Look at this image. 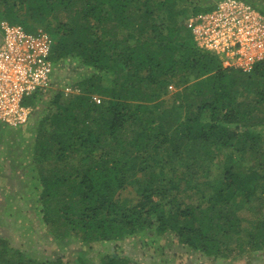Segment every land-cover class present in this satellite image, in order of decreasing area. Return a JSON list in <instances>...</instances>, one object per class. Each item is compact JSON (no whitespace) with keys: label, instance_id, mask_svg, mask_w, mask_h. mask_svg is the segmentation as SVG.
I'll list each match as a JSON object with an SVG mask.
<instances>
[{"label":"trees","instance_id":"trees-1","mask_svg":"<svg viewBox=\"0 0 264 264\" xmlns=\"http://www.w3.org/2000/svg\"><path fill=\"white\" fill-rule=\"evenodd\" d=\"M215 6L0 0V25L41 29L53 66L70 59L85 69L68 83L77 95L23 100L39 117L30 159L40 222L56 247H75L74 264H94L87 253L96 244L145 231L214 260L264 250V64L225 68L197 46L186 21ZM172 85L181 90L171 109L158 110ZM212 147L231 159L214 179ZM126 189L132 198H121ZM100 260L137 264L117 253ZM0 264L64 263L37 261L0 238Z\"/></svg>","mask_w":264,"mask_h":264},{"label":"rangeland","instance_id":"rangeland-1","mask_svg":"<svg viewBox=\"0 0 264 264\" xmlns=\"http://www.w3.org/2000/svg\"><path fill=\"white\" fill-rule=\"evenodd\" d=\"M219 1L188 0V4L197 3L198 7H205L210 4L216 5ZM249 1L254 8L259 7V10H264V0ZM1 35L0 28V38ZM84 71L85 69L78 67L77 60L68 59L62 61L60 65H54L50 90L58 89L61 92L62 87L69 85V82L78 80L80 75L85 73ZM70 86L74 89L77 88L74 85ZM179 90H181L180 87L170 86L165 97L159 99V102L163 101L162 107L158 110L171 109L170 98L174 97L176 100L175 94ZM43 94H48V92L41 95ZM31 117H33L31 122L27 123L28 125H23L21 129L0 127V238L7 239L13 248L21 249L37 261H55L60 258L64 264H74L77 256L75 247L70 246L66 249L56 247L46 235L45 228L40 222L37 207L38 198L34 190L36 171L31 166L30 159V142L36 132L35 121L39 117L35 114ZM232 127L236 129L237 126ZM262 141H264V135ZM261 144L264 145V142ZM211 151L213 153L211 177L214 179L219 176L223 164L226 166L231 159L228 157L230 152L225 149L212 147ZM249 157L247 156V159H250V163H252L253 159ZM133 194L131 189H126L121 193V198H132ZM246 209L242 212L243 217L248 220L244 226L250 228L251 221L256 216L248 210L249 206ZM262 212L264 213V209ZM113 253L125 256L137 264H264V250L260 252L246 251L240 256L235 253L230 258L214 260L212 257H206L180 244L172 234L156 237L148 231L138 236L96 244L87 253V257L94 264H100L101 256Z\"/></svg>","mask_w":264,"mask_h":264},{"label":"built area","instance_id":"built-area-1","mask_svg":"<svg viewBox=\"0 0 264 264\" xmlns=\"http://www.w3.org/2000/svg\"><path fill=\"white\" fill-rule=\"evenodd\" d=\"M186 27L197 46L218 56L225 68L249 73L264 64V15L243 0H221L210 11L191 15ZM0 28V122L17 128L33 111L23 100L51 88L52 41L42 30L29 33L6 22ZM77 89L67 85L61 93L77 95Z\"/></svg>","mask_w":264,"mask_h":264}]
</instances>
